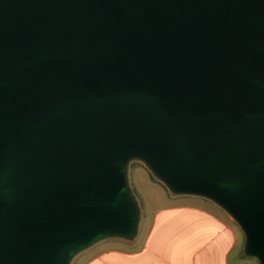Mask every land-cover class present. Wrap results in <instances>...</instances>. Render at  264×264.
<instances>
[{
	"label": "water",
	"instance_id": "95a60500",
	"mask_svg": "<svg viewBox=\"0 0 264 264\" xmlns=\"http://www.w3.org/2000/svg\"><path fill=\"white\" fill-rule=\"evenodd\" d=\"M132 162L264 264V0H0V264L133 241Z\"/></svg>",
	"mask_w": 264,
	"mask_h": 264
},
{
	"label": "crops",
	"instance_id": "0c3cea01",
	"mask_svg": "<svg viewBox=\"0 0 264 264\" xmlns=\"http://www.w3.org/2000/svg\"><path fill=\"white\" fill-rule=\"evenodd\" d=\"M165 190L169 200L153 212L139 239L101 241L83 252L80 264H258L243 254L241 230L217 205Z\"/></svg>",
	"mask_w": 264,
	"mask_h": 264
},
{
	"label": "rangeland",
	"instance_id": "374dc122",
	"mask_svg": "<svg viewBox=\"0 0 264 264\" xmlns=\"http://www.w3.org/2000/svg\"><path fill=\"white\" fill-rule=\"evenodd\" d=\"M129 179L132 190L139 201L141 208V221L139 225L138 239L142 235L144 227L150 224L153 216V212L166 204V199L169 200V194L165 192V188L153 184L151 179H154L147 168H145L139 162H132L129 169ZM155 180V179H154ZM157 181V180H155ZM161 187V188H160ZM163 193V195H162ZM164 197L163 201L159 198ZM159 199V200H158ZM115 239V238H114ZM112 239L106 240L111 241ZM102 243V242H100ZM106 243V242H103ZM101 245V244H98ZM103 245V244H102ZM84 253L82 252L74 258L71 264H80L84 259Z\"/></svg>",
	"mask_w": 264,
	"mask_h": 264
},
{
	"label": "trees",
	"instance_id": "16d2710c",
	"mask_svg": "<svg viewBox=\"0 0 264 264\" xmlns=\"http://www.w3.org/2000/svg\"><path fill=\"white\" fill-rule=\"evenodd\" d=\"M154 178V177H153ZM155 179V178H154Z\"/></svg>",
	"mask_w": 264,
	"mask_h": 264
}]
</instances>
